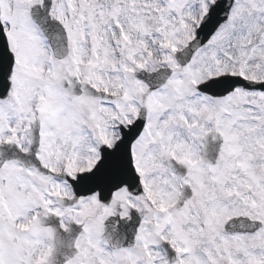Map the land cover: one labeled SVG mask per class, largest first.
<instances>
[{
	"label": "snow or ice",
	"instance_id": "6c2138e0",
	"mask_svg": "<svg viewBox=\"0 0 264 264\" xmlns=\"http://www.w3.org/2000/svg\"><path fill=\"white\" fill-rule=\"evenodd\" d=\"M0 264H264V0H0Z\"/></svg>",
	"mask_w": 264,
	"mask_h": 264
}]
</instances>
